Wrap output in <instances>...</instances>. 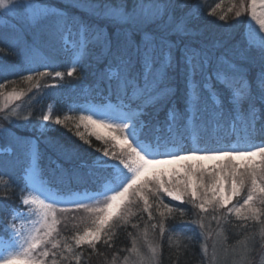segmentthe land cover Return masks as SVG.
<instances>
[{"label":"snow or ice","instance_id":"obj_1","mask_svg":"<svg viewBox=\"0 0 264 264\" xmlns=\"http://www.w3.org/2000/svg\"><path fill=\"white\" fill-rule=\"evenodd\" d=\"M68 7L86 8L89 19L69 14L67 9L43 5L40 0L32 3L0 0V14L7 15L17 8L30 10L31 19L24 21L28 28L42 29L50 39H58L70 58L98 49L97 60L106 61L109 68L116 69L108 76L109 92L130 115L119 122L110 121L106 113L95 114V118L94 114L78 116L75 135L84 143L90 142L78 130L81 126L91 129L88 135L95 136L96 140L103 139L106 145L111 141L112 148L118 147L119 152L103 149V157L113 161L111 164L100 157L94 158L93 163L108 181L106 190L87 201H72L74 207L59 205L47 186L53 183L52 176H56L57 184L78 182L82 179L79 170L66 169L52 160L56 168L46 175L42 163L45 156L39 143L43 137L65 161L76 155L75 149L58 144L45 133L36 137L35 142L20 138L18 144L31 158L37 182L20 190L22 204L32 206L29 214L24 216L17 210L13 220L0 228L4 232L11 229L10 242L0 249V264H61V261L71 264L73 260L80 264L84 247L97 253V245L102 241L107 244L115 235L114 229L128 225L138 211L147 214V220L139 240L132 239L130 256L124 257V264H161V244L155 240L157 230L161 241L166 232L171 233L170 247L173 236L177 237L179 258L182 253L178 238L188 234L177 224H167L176 219L177 213L181 223L196 225L200 230L198 235L205 241L212 238L213 221L220 226L234 216L241 222L240 228H248L249 222L259 225V243L254 233L246 235L239 242V250L232 249L231 264H257V258L259 264H264V0H240L235 11L237 19L247 13L258 25V29L249 26V34L258 43V49L240 41H233L230 46L221 42L220 47L227 50L218 54L191 40L192 17L185 13L193 6L187 0H119L104 4L93 0ZM235 7L234 4L228 12ZM208 15L214 16L215 11ZM219 19L223 21L226 16L220 15ZM254 52L259 55L258 63ZM45 66H54L51 58ZM76 68L74 61L67 76L72 77ZM38 75L52 73L38 72ZM175 75L183 78L184 99L188 102L190 98L194 108L191 127L181 123L175 108L168 109L164 126L159 122L153 124L158 110L173 102ZM63 76L64 73L56 71L53 78L63 79ZM25 79L31 82L34 77L28 75ZM4 87L0 83V112L24 95L15 91L5 95ZM11 114L15 116L16 110ZM74 119L70 115L54 119L51 113L44 114V123L38 127L48 130L49 124L66 126L67 121ZM227 120L236 125L234 132H243L237 141L239 146H207L212 139V126ZM101 127L114 134L102 137L96 131ZM186 134L192 137L191 147L186 144ZM257 136L262 138L261 142L254 143ZM202 142L204 147L200 146ZM25 192L28 194L24 195ZM163 197L177 204L166 203ZM234 200L237 202L233 203ZM180 204L190 205L198 219L185 221L188 210L180 208ZM81 210L86 215L74 225L75 234L70 238L62 236L60 226L68 217L58 213ZM17 217L27 223L17 227ZM4 223L0 221V225ZM80 225H83L82 231ZM131 227L139 229V223ZM217 235L222 236L223 229ZM215 248L214 243L207 264H217ZM225 250H228L227 244ZM202 252L206 258V244Z\"/></svg>","mask_w":264,"mask_h":264},{"label":"trees","instance_id":"obj_2","mask_svg":"<svg viewBox=\"0 0 264 264\" xmlns=\"http://www.w3.org/2000/svg\"><path fill=\"white\" fill-rule=\"evenodd\" d=\"M113 1L114 2L111 0H94L95 3L119 2V0ZM235 3L236 7L233 8L231 13H229V7L224 8V5L226 4L224 0H191L189 4L193 7L185 13H189V15L191 14L190 16L192 17L190 22L191 40L197 46L207 48L212 54H218L219 52L227 50L220 47L221 42L229 46L233 41H240L243 44L249 45L247 44L245 37L248 15L245 13L237 19L235 17V11L239 7L240 0ZM217 5H219V7H217ZM214 9V16L209 15L208 17H203L208 12L214 11ZM192 15H195L196 18ZM220 15H225L226 19L221 21L219 19ZM75 16L89 19L88 14ZM39 41L43 43V45H47L49 48L54 50H58L61 45V42L58 39H50L48 35L43 32V30L41 31L39 37L35 38V33L33 32L32 34L31 32H26V34L23 35L18 31H10L0 28V49L4 50L3 52H0V83L5 85L3 91L4 93H7L9 89H15V91L19 90L25 94L22 101L23 113H20L15 117H8V121L10 122L9 124L13 125L12 128L14 129L15 135L9 140L11 149H13L12 157H8L6 154H0V221L5 222L0 225V228L7 226L14 212L24 209L21 202L20 190L25 187L24 174L29 163V156H26L25 151L18 144V141L22 137L33 140L40 136L32 134L30 128L24 125V122L26 121L24 117H28L27 122L28 125L31 126L32 123L40 120L41 117L39 116L44 114L51 104L65 108L69 103L74 101L78 102V99L82 95L80 94L82 90L89 96L86 97L85 100L93 98L92 100L97 103L111 101L118 104L119 102L115 96L109 92L108 84L109 70L115 68H109L106 61L100 62L97 60L98 49L94 48L90 54H87V56H90L88 60L89 63L78 69L64 84L54 86L53 84L56 83V79L53 78L55 72L60 71L64 74L68 72L67 59L66 56L60 54L59 51L56 53L58 57L57 60H55L51 54L50 57H36L31 52V49L29 50L27 47L28 45L39 43ZM253 54L258 63V53L254 52ZM50 58L51 61L54 62V66L46 67L45 65L50 62ZM32 68H37V72H50L52 75L43 77L37 76L33 79V81L27 82L25 78L27 77V74L30 73L29 70ZM173 80L174 87L176 89L173 102L158 110V115L155 116L153 124L159 122L161 126H164L169 116L168 109L175 108L181 118V123L191 127L193 120L192 117L190 119L187 118V113L189 114L190 112L193 115L194 108L191 105L190 98L188 102L184 99L185 85L183 78L180 75H175ZM109 96H111V98H109ZM211 104L212 101H209L210 106ZM229 124L230 120L222 121L218 126L213 125L211 129L212 139L207 146L214 147L219 146V144L232 141L237 144V141L240 136L243 135V132H234L233 128H231ZM190 136L191 135H187L186 141L189 140ZM47 137H50L58 144H63L68 148L75 149L76 155L72 159L77 158V160H74V163L66 161L62 162L61 160L63 159H61L51 149V147H49L48 142L41 137L39 146L45 156L44 162L52 159L54 156L62 162L64 167L72 169L74 167H79V162L88 160L90 153L85 151L83 146L78 143L75 138H69L68 136L61 134L60 131L53 132L47 135ZM261 139L262 138L260 136H257L253 142H260ZM217 140H219L220 143H216ZM187 145L189 146V143H187ZM201 145L205 146L203 142ZM6 146L4 149H6ZM100 147L99 143H97V145L92 148L97 150ZM49 155L52 157L49 158ZM9 160H15V162L17 161L18 163H16V165H11L12 163H10ZM80 169L82 170V175L84 176L85 168L81 167ZM101 176L103 175L99 173L95 174L94 177ZM53 177L54 176L51 178ZM74 187L75 190H78L77 186ZM193 216L194 213H186L184 220H190L189 218ZM228 220L230 221L229 223L225 224L221 222L222 224L219 226L218 232L223 229V235L218 236L220 241L218 245L225 249V244H227L228 250H219V252L215 251L217 264H231V260L233 258L232 249L235 248L238 251L240 248L239 242L243 241L245 236L249 233L255 234L257 243H259L260 240L259 225L249 222L248 228H240L238 226L241 223L240 221H236L231 217L228 218ZM133 223H139V229L117 227L115 235L111 237L109 244L101 242L97 245V253H93L91 250H84L83 263L113 264V258L115 257V264H124V257L130 256L128 249L132 246L131 241L134 237L139 240V234L144 227L145 221L142 223V219L137 218L133 221ZM173 223H177L179 227H184L189 230L193 228L190 224L181 223L180 216L176 217V219L173 220ZM205 223L207 224L208 221L206 220ZM9 233L10 228L9 232L0 231V237L7 238ZM159 243L161 244L162 249L161 264H201V261H203L204 264H207L208 262L203 255L201 244L195 239L179 244V248L182 253L179 258H177L176 255V245L172 244L170 247L169 240L166 238L162 241L160 240ZM144 250L146 251V249ZM211 257L212 255H210L209 260ZM257 264H259V258H257Z\"/></svg>","mask_w":264,"mask_h":264},{"label":"rangeland","instance_id":"obj_3","mask_svg":"<svg viewBox=\"0 0 264 264\" xmlns=\"http://www.w3.org/2000/svg\"><path fill=\"white\" fill-rule=\"evenodd\" d=\"M112 2H114L113 0H111ZM191 0H187V2L189 3ZM226 2V4L224 5L225 7H233L234 4H236L235 2L238 0H224ZM235 1V2H234ZM21 3H32L33 0H20ZM40 2L43 5H48V6H55L56 10H62V9H67V12L69 14L72 15H80V14H88V10L86 8H80L79 10H77L76 8L73 7H68V5L71 4H88L93 2L92 0H40ZM104 3H108V2H100L98 4H104ZM216 9V8H215ZM214 9V11H215ZM209 13V12H208ZM208 13L206 15H204L203 17H208ZM189 15V13H188ZM191 15V14H190ZM194 18H196L195 15H192ZM31 19V13L30 10H28L27 8H17L14 12L12 13H8L7 15L4 14H0V28L2 29H6V30H10V31H18L20 32V34L25 35L26 32H32L35 33V38H38L39 35L41 34L42 29H30L28 28L27 24L24 23L25 20H30ZM249 26H251L252 28L258 29V25L255 24L254 21H252L250 19V16H248V20L246 23V28H245V37H246V41L247 44L252 45L253 48H257L259 47L258 43L253 41L252 36L249 34ZM202 45V44H201ZM29 50L31 49V52L33 53V55H35L36 57H50V54L54 57L55 60L58 59L56 53L59 51L60 54L66 56L67 59V63H68V71L71 69L72 67V63L75 61L77 64V68L76 71L80 68H82L83 66H85L87 63H89V55H84V56H74L70 58L69 54H65V52L62 50V47L60 45L58 50H54L49 48L47 45H43V43H41L39 41V43H35L34 45H28ZM4 70V69H3ZM37 68H32L30 71V73L27 74L28 75H32L34 78H36L38 75V72L36 71ZM116 69H110L109 70V75H111V73L115 72ZM71 77L67 76V73L64 74L63 79L60 78H56V83L53 84L55 85H59V84H64L67 79H69ZM81 90V89H80ZM13 91H15V89H9V91L7 93H5V95H7L8 93H12ZM83 91V90H82ZM80 94H82L80 96V98L78 99V102L74 101L72 103H69L65 108H61L58 107L55 104H51L49 106V108L44 112V114H49L51 113V115L53 116V118L55 119L56 117H60L61 119H63L64 116L66 115H70L73 116L74 120H70L66 122V126L65 125H55V124H49L47 126L46 130L45 128L42 127H38L39 125H41L42 123H44L42 121V115H40L39 117L40 120L38 122L32 123L31 126L28 125L27 120L24 122L26 126H28L30 128V130L32 131V134H36V135H40L41 133H45L46 135H49L53 132H57L60 131L61 134L68 136L69 138L73 137V139L75 138L77 140L78 143H80L83 146V149L87 152L90 153V156L88 158V160L86 161H82L79 162L80 166L79 167H74L77 168L78 170H80V174L82 175L83 172L80 169L81 167L85 168L84 171V176L82 175V179L77 181H71L70 183H61V184H57L56 181V176H54L52 178L53 183L47 186V190L52 193L53 195H55L57 197V203L59 205H68L70 207H74V204H72V201H87L89 197L95 196L97 195L99 192L105 191L106 187L108 185V181L104 180V172L102 170H100L98 168L97 165H95L93 163L94 158L96 157H100L104 160H108L107 157H103V149L105 147H107L109 149V151H117L119 152V148H112V143L111 141H109V143L106 145L104 140H96L95 136H90L88 135V133L91 131V129H85L83 126H81L78 130L82 133L85 134V139L88 140L90 143H84V141H82L77 135H75L77 128L75 127V124L77 122L78 116L81 114H94V118H95V114H100V113H106L108 114V119L114 120L116 122H119L122 119L127 118L128 115H130V113L128 112V109L125 108L123 105H121L119 102L118 104L116 103H111L109 101H106L105 103H97L95 101H93L91 99L85 100L86 97H89L86 93H84V91ZM16 93H20L19 90L15 91ZM25 94L21 96V98L19 100H13L10 102L9 107L6 108L4 111L0 112V154H6V156L8 157H12V150L11 149V145L9 144V140L15 136L14 135V129L12 128V124H9L10 122L8 121V117L9 116H13L12 110L15 109L16 110V115L23 113V107H22V101L24 98ZM137 114H139V110H136ZM15 115V116H16ZM7 116V119H5V117ZM14 116V117H15ZM193 115L189 112V114L187 113V118L190 119ZM186 117V116H185ZM184 117V118H185ZM181 119V118H180ZM8 123V124H6ZM230 127L234 128L236 127V125H234L231 121H230ZM69 129H71V131H69ZM96 131L104 138H107L108 136L114 134V133H109L108 129L106 128H98L96 129ZM34 136V135H33ZM33 142H35V139H33ZM47 142V141H46ZM97 143H99V145L101 146L99 149L100 151H97L96 149H93L92 147L96 146ZM189 143L192 146V137L190 136L189 140L186 141V144ZM254 143H259V142H254ZM7 144V146H6ZM10 146H9V145ZM228 146V147H232V146H239V144H236L234 141L232 142H225L222 144H219V146H214V147H221V146ZM6 146V149H4ZM201 147H204V145H200ZM40 149V146H39ZM52 157L51 155H49V158ZM62 159V158H61ZM52 160H56L58 161L59 164L62 165V162L65 161L64 159L59 161L58 159H56V157H52V159H49L47 161H43V166L45 168V174L48 175V172L50 169H55L56 168V164L51 163ZM74 160L76 159H72L70 161H66V162H71L74 163ZM10 163H12L11 165H16V163H18L17 161L15 162V160L11 161L9 160ZM108 163L111 164L113 163V161L108 160ZM84 166H81V165ZM64 167V166H63ZM66 168V167H64ZM67 169V168H66ZM73 169V168H72ZM90 172V174H89ZM101 173L103 176L101 177H94L95 174H99ZM24 179H25V185L31 186L34 183L37 182V174L35 172L34 167L32 166V162H31V158L29 157V163L26 167L25 170V174H24ZM77 186L78 190H75V187ZM83 186V187H82ZM28 193L25 192L24 195H27ZM163 199L165 200L166 203L169 204H177V202L175 201H170L167 197H163ZM237 200H239V202H242V200H240V198H237ZM237 200H234L233 203H236ZM24 206V209L19 210L22 212V214L24 216H27L29 214V210L31 209L32 206ZM180 208L185 207V209H187L188 211L186 212L188 213H194L193 217H190L189 219L195 220L198 219V214H196L194 209H191V206L188 204H180L179 205ZM231 207V205L229 206ZM134 211H138L137 209H134ZM16 212L13 213L10 222L13 220V217L15 216ZM58 215L60 216H64L66 215L68 217L67 220L64 221V224H62L60 226V232L61 235L64 237H71L72 235L75 234L76 232V228L74 227V225L79 224V218L85 216L86 214L83 212V210L79 211V212H70L67 214H60L58 213ZM75 216L76 219H72V217ZM141 216H143L142 219V223L144 221L147 220V214L143 213V212H139L138 211V215L133 216L130 219V223L128 225H120L117 227H122V228H132L131 224L133 223V221L137 218H140ZM179 214H176V217H178ZM231 218L235 219L234 216H230ZM228 217V218H230ZM22 223H27L26 220L21 219L20 217H17L15 219V224L17 225V227H19ZM168 225H172V224H177V223H173V220H169L167 222ZM222 224V223H221ZM66 225V227H65ZM190 226H192L193 228L191 230L186 229L184 227H180L185 229L186 233L188 234L187 236H180L179 239V244L183 243L185 241L191 240V239H195L196 241H198L201 246L203 247L205 244L208 247V256L206 257L207 260H209L210 255L213 254V244L215 243L216 248L215 251L219 252L225 250L224 248L220 247L218 244L220 243L219 238H218V230H219V226L216 224L215 221L212 222V238L208 239V240H203V238L198 235V233L200 232L199 228L196 225L190 224ZM116 227V228H117ZM116 228L114 229V232L116 230ZM83 229V225H80V230L82 231ZM11 232V229H10ZM193 234H197L195 236H193ZM111 235V234H110ZM169 235H171V233L166 232L165 237L166 239H168ZM150 237H151V233H150ZM155 240L159 243L160 241V237L158 234V230L155 236ZM169 240V239H168ZM177 240L176 236H173V244H175V241ZM111 239L108 240V244L110 243ZM10 242V236H8L7 238L5 237H0V249L4 248L8 243ZM103 242V241H102ZM84 250H90L87 247H84ZM77 252L81 251L80 249L76 250ZM85 263V262H84ZM83 263V256L81 258V262L80 264H84ZM61 264H67L66 261H61ZM71 264H75V261L73 260L71 262Z\"/></svg>","mask_w":264,"mask_h":264},{"label":"bare ground","instance_id":"obj_4","mask_svg":"<svg viewBox=\"0 0 264 264\" xmlns=\"http://www.w3.org/2000/svg\"><path fill=\"white\" fill-rule=\"evenodd\" d=\"M261 142V141H260Z\"/></svg>","mask_w":264,"mask_h":264}]
</instances>
